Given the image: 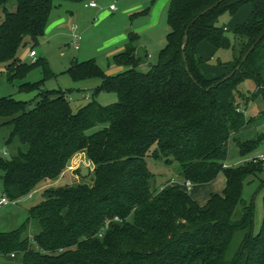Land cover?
I'll return each mask as SVG.
<instances>
[{
  "label": "trees",
  "instance_id": "trees-1",
  "mask_svg": "<svg viewBox=\"0 0 264 264\" xmlns=\"http://www.w3.org/2000/svg\"><path fill=\"white\" fill-rule=\"evenodd\" d=\"M60 1L91 0H0V68L18 92H36L37 99L28 109L27 102L0 98L5 143L21 146L0 157L3 194L13 202L43 181H57L78 153L92 171L79 182L44 189L17 228L0 230V256H19V263L8 264H264V216L255 232L253 198L242 200L244 183L264 186V160L224 164L232 139L241 153L264 140V133L247 143L236 137L253 121L245 106L254 99L264 105V0H223L210 10L219 0H170L166 44L148 71L136 70L132 33L118 55L127 70L107 76L92 60L71 65L66 73L74 81L99 77V89L117 96L116 103L92 99L76 111L67 93L44 90L43 81L24 82L37 67L45 77L52 73L45 59L27 63L18 53L35 52ZM246 4L249 16L228 36L220 18ZM202 42L232 50L229 72L202 76ZM245 80L254 85L251 96L238 89ZM97 125L105 126L86 133ZM149 157L176 163L184 183L205 184L223 173V194L199 205L178 185L158 187ZM31 220L38 232L30 238Z\"/></svg>",
  "mask_w": 264,
  "mask_h": 264
},
{
  "label": "rangeland",
  "instance_id": "rangeland-1",
  "mask_svg": "<svg viewBox=\"0 0 264 264\" xmlns=\"http://www.w3.org/2000/svg\"><path fill=\"white\" fill-rule=\"evenodd\" d=\"M87 2H58L57 7L50 13L44 36L35 47L37 56L35 58L29 57L27 48L20 49L18 52L22 60L27 63L37 58L45 59L52 73L51 76L45 77L42 70L37 67L23 81L32 83L43 81L42 89L48 91L61 90L67 93L73 111L92 99L102 106L117 102L114 91L99 89L101 85L99 77L74 81L66 73L73 63L92 60L99 70L107 76H113L127 70V64L122 62L118 55L124 50L123 47L128 34L132 33L138 41L136 56L140 58V64L136 70L146 72L150 66L157 63L169 32L166 17L170 0H96L97 8L93 10L84 7ZM111 5L115 7V11L109 10ZM250 10V5L246 4L240 7L235 15L231 16L226 13L220 18L219 24L226 27L228 36H231V31L236 25L246 20ZM74 28H76L75 31ZM122 35H125L126 40L120 38ZM75 37H79V40ZM75 46H78V49H75ZM197 51L205 60V63L199 67L203 77L207 79L218 78L230 71L231 67H226V64L232 60L231 49L214 51L209 43L202 42L198 45ZM16 86V83L10 84L7 81L2 68H0V98L11 96L17 101L27 102L28 109L33 108L37 101L36 92H18ZM238 89L243 94L251 96L254 85L250 80H245ZM243 113L246 119L253 121L247 132L236 137L239 142L247 143L254 139L256 134L264 133V105L260 99H254L245 106ZM104 126L97 125L86 133H94ZM8 133L7 127H0V157L5 159L12 157L17 152L18 146L21 148L17 141L6 145L5 140ZM263 154L264 140L258 143L254 149L241 153L232 139L228 146L224 164L226 167H237L254 158H259ZM79 160L75 165L72 164V168H77L80 165L73 170V175L71 171L65 169L57 181H43L29 194L2 207L0 209V230L15 229L27 217L26 209L41 201V194L44 189L79 182L82 178L77 170L81 167H87L89 172L92 171V167L85 157ZM146 162L148 169L155 176L158 187L168 182L170 184L174 182L175 185L186 191L176 163L168 166L163 161H154L150 157L146 159ZM92 177L91 174L85 181L88 182ZM225 183L224 174L219 173L208 183L192 184L187 192L199 205H204L211 194H223ZM2 194L3 187L0 179V195ZM263 197L264 186L260 188L257 180L244 183L242 200L248 203L253 198V229L255 232L259 230L263 221ZM37 232L38 224L35 220H31L27 226L26 234L31 238ZM11 262H19V258Z\"/></svg>",
  "mask_w": 264,
  "mask_h": 264
},
{
  "label": "built area",
  "instance_id": "built-area-1",
  "mask_svg": "<svg viewBox=\"0 0 264 264\" xmlns=\"http://www.w3.org/2000/svg\"><path fill=\"white\" fill-rule=\"evenodd\" d=\"M85 7H90V8H95L97 7V4L94 0L89 1ZM109 10L110 11H115V7L113 5L109 6ZM76 30V28H74V31ZM77 40H79V37H75ZM75 49H78V46H75ZM36 56L35 52L30 51L29 52V57L34 58ZM3 154H6V152H3ZM264 160V155H261L259 158H254L251 161L252 162H257V161H262ZM172 184H174V182H172ZM192 186V184L189 181H186L185 183H183V187L186 189V191H189L190 187ZM11 201L4 195H0V209L6 205H8ZM115 221H118V218L114 219ZM108 223H106L107 226ZM99 236L101 237V234H99ZM11 257H15L14 254H11Z\"/></svg>",
  "mask_w": 264,
  "mask_h": 264
},
{
  "label": "crops",
  "instance_id": "crops-1",
  "mask_svg": "<svg viewBox=\"0 0 264 264\" xmlns=\"http://www.w3.org/2000/svg\"><path fill=\"white\" fill-rule=\"evenodd\" d=\"M95 2H96V0H94ZM89 2V1H88ZM87 2V3H88ZM87 3H85L84 4V7H85V5L87 4ZM85 8H89V9H91V10H93V9H96L97 7H95V8H90V7H85ZM250 8H251V6H250ZM251 11V10H250ZM250 14V13H249ZM249 16V15H248ZM226 28V27H225ZM120 38L121 39H123V40H126V38H125V35H122V36H120ZM128 39V38H127ZM127 42V41H126ZM126 42H125V44H126ZM125 44H124V46H125ZM124 48V47H123ZM36 56H37V53H36ZM35 56V57H36ZM34 57V58H35ZM79 156V157H78ZM83 157H85V155L83 154V153H78V154H76L72 159H71V161H70V163H69V166L67 167V169L66 170H69V171H71V173H72V175H73V170H75V169H77L76 167L74 168H72V164L73 165H75L76 164V162H77V160H79V159H81V158H83ZM80 161V160H79ZM88 162V161H87ZM87 164V163H86ZM86 164H84V165H86ZM73 180H74V176H73ZM20 224V223H19ZM18 224V225H19ZM18 225L15 227V228H17L18 227ZM17 258H19V256H16V257H11V255L10 256H0V263L1 264H8V263H19V262H11V261H13V260H16Z\"/></svg>",
  "mask_w": 264,
  "mask_h": 264
},
{
  "label": "water",
  "instance_id": "water-1",
  "mask_svg": "<svg viewBox=\"0 0 264 264\" xmlns=\"http://www.w3.org/2000/svg\"><path fill=\"white\" fill-rule=\"evenodd\" d=\"M222 1H223V0H219L218 2H216V4H214L212 7H210L209 10L212 9L215 5H218L219 3H221ZM185 43H186V41H185ZM253 47H254V45H252V46L248 49V51L245 53V55L243 56V61L247 58L249 52L253 49ZM186 70H187V69H186ZM235 70H238V68H236ZM233 73H234V72H231L230 74H228L225 78H223L222 81H224L225 79H227L228 77H230ZM78 171H79V176H80L81 178H85L86 176L89 175V168H87V167H81V168H79Z\"/></svg>",
  "mask_w": 264,
  "mask_h": 264
}]
</instances>
